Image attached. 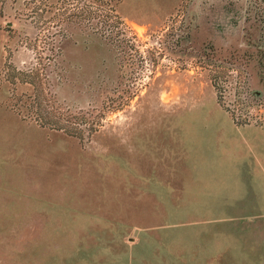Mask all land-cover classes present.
<instances>
[{"label":"rangeland","instance_id":"374dc122","mask_svg":"<svg viewBox=\"0 0 264 264\" xmlns=\"http://www.w3.org/2000/svg\"><path fill=\"white\" fill-rule=\"evenodd\" d=\"M68 1L0 0V264L260 263L264 0Z\"/></svg>","mask_w":264,"mask_h":264},{"label":"trees","instance_id":"16d2710c","mask_svg":"<svg viewBox=\"0 0 264 264\" xmlns=\"http://www.w3.org/2000/svg\"><path fill=\"white\" fill-rule=\"evenodd\" d=\"M66 2L68 0H65ZM70 2V1H68ZM101 6H99L100 8ZM98 8V7H97ZM48 36V35H47ZM50 53H46L45 56L50 57L49 59H56V54L60 53V47L58 48H50ZM39 51L40 53L44 52V48ZM44 57V55H40ZM258 60V68L260 72V76L263 79L264 83V48L261 49L256 57ZM17 73L23 74V76L19 77L22 82H30L34 85L35 92L33 94V105L37 106V117H33L32 115L25 113V116H29L31 118L36 119L42 125H49L50 127L56 129H62L67 131L70 134L82 136L83 127H81L82 123H90L92 129H95L96 120L94 118L88 117L85 113H74L71 109H67V111H58L55 106H51L43 95L44 89L40 88L43 82V77L41 73V68L37 67L32 70H19ZM52 107V108H51ZM59 115V116H57ZM57 116V117H56Z\"/></svg>","mask_w":264,"mask_h":264},{"label":"crops","instance_id":"0c3cea01","mask_svg":"<svg viewBox=\"0 0 264 264\" xmlns=\"http://www.w3.org/2000/svg\"><path fill=\"white\" fill-rule=\"evenodd\" d=\"M262 202H264V201H262ZM262 204H264V203H262ZM261 241L264 243V237L262 238ZM255 248L261 253V255H260L261 261L258 264H264V244H261L259 246V248H258V246H255Z\"/></svg>","mask_w":264,"mask_h":264}]
</instances>
